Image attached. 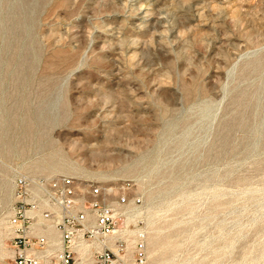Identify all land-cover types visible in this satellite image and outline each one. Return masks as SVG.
Here are the masks:
<instances>
[{
  "label": "rangeland",
  "instance_id": "obj_1",
  "mask_svg": "<svg viewBox=\"0 0 264 264\" xmlns=\"http://www.w3.org/2000/svg\"><path fill=\"white\" fill-rule=\"evenodd\" d=\"M17 171L125 185L148 264H264V0H0Z\"/></svg>",
  "mask_w": 264,
  "mask_h": 264
},
{
  "label": "built area",
  "instance_id": "obj_2",
  "mask_svg": "<svg viewBox=\"0 0 264 264\" xmlns=\"http://www.w3.org/2000/svg\"><path fill=\"white\" fill-rule=\"evenodd\" d=\"M138 202L125 185L17 171L0 187L8 264H148L145 240L121 234Z\"/></svg>",
  "mask_w": 264,
  "mask_h": 264
},
{
  "label": "bare ground",
  "instance_id": "obj_3",
  "mask_svg": "<svg viewBox=\"0 0 264 264\" xmlns=\"http://www.w3.org/2000/svg\"><path fill=\"white\" fill-rule=\"evenodd\" d=\"M126 232H127V231L125 230V231H123L121 234H122V235H124V234H126ZM2 239H3V241H4V244H3V245H4V247H6V248H7V242H6V238H4V237H3ZM82 245H83V246H86V244H85V243H82Z\"/></svg>",
  "mask_w": 264,
  "mask_h": 264
}]
</instances>
